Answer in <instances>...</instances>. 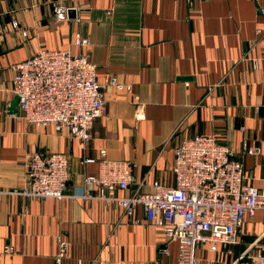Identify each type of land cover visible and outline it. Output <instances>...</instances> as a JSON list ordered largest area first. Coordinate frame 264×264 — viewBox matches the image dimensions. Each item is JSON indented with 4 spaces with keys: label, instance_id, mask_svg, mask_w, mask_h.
Instances as JSON below:
<instances>
[{
    "label": "crops",
    "instance_id": "0c3cea01",
    "mask_svg": "<svg viewBox=\"0 0 264 264\" xmlns=\"http://www.w3.org/2000/svg\"><path fill=\"white\" fill-rule=\"evenodd\" d=\"M54 6L66 9L64 18ZM77 31L87 46L73 43ZM39 48L86 51L97 80L107 72L130 85H105L84 142L7 109L12 64ZM196 132L237 150L258 147L235 157L244 182L264 188V0H0V264H55L57 237L65 243L59 264H173L176 243L140 207L128 216L116 204L12 190L24 156L42 149L67 154L68 193L96 173L97 163L82 158L97 159L99 148L131 162L128 190H150L152 180L172 185L173 147ZM236 236L238 244L217 243L213 252L198 244L200 264H246L240 251L264 246V211L244 216ZM6 244L12 253H1Z\"/></svg>",
    "mask_w": 264,
    "mask_h": 264
},
{
    "label": "built area",
    "instance_id": "2783aa9c",
    "mask_svg": "<svg viewBox=\"0 0 264 264\" xmlns=\"http://www.w3.org/2000/svg\"><path fill=\"white\" fill-rule=\"evenodd\" d=\"M65 11L63 6L53 7L56 18H64ZM10 23L16 25L14 19ZM73 43L85 47L88 40L77 31ZM252 65L256 67L255 60ZM12 68L9 91L17 96L16 108L24 122L41 128L52 126L55 131L64 128L82 142L90 137L92 121L103 110L105 85L130 87L107 72L97 80L95 65L86 51L39 48ZM240 152L257 153L258 147L237 150L218 142L211 132H196L173 147V184L152 180L150 190L144 191L128 190L130 161L108 159L105 149L99 148L97 159L82 158V162L97 163L96 173L84 174L78 190L68 193L67 154L34 150L24 156L22 181L12 192L23 198L74 196L97 200L116 204L128 216L140 207L146 222L157 227L164 240L176 243L173 264H200L198 244L207 243L211 252L217 243L238 244L236 232L244 216L251 217L256 209L264 211V188L244 182L242 162L235 157ZM118 189L123 192L118 194ZM57 244L55 264H59L65 247L60 237ZM12 252L10 245H3L1 253ZM160 252L166 253V247ZM242 257H246V264H264V246L252 251L242 249L237 259Z\"/></svg>",
    "mask_w": 264,
    "mask_h": 264
},
{
    "label": "water",
    "instance_id": "95a60500",
    "mask_svg": "<svg viewBox=\"0 0 264 264\" xmlns=\"http://www.w3.org/2000/svg\"><path fill=\"white\" fill-rule=\"evenodd\" d=\"M68 12L72 13L73 12L72 8L67 9V13ZM179 77L183 78L186 76H179ZM16 99H17V96L15 94H13L12 98L10 99V101L8 103V107H7V109L9 111H15L16 110Z\"/></svg>",
    "mask_w": 264,
    "mask_h": 264
}]
</instances>
